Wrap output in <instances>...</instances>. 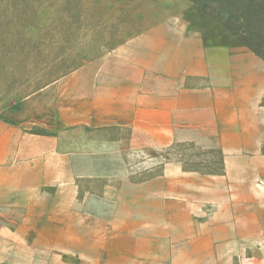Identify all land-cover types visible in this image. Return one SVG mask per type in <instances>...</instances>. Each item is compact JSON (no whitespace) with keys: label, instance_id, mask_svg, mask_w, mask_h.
<instances>
[{"label":"crops","instance_id":"0c3cea01","mask_svg":"<svg viewBox=\"0 0 264 264\" xmlns=\"http://www.w3.org/2000/svg\"><path fill=\"white\" fill-rule=\"evenodd\" d=\"M184 142L223 173L124 168ZM0 264H264V60L159 23L5 109Z\"/></svg>","mask_w":264,"mask_h":264},{"label":"rangeland","instance_id":"374dc122","mask_svg":"<svg viewBox=\"0 0 264 264\" xmlns=\"http://www.w3.org/2000/svg\"><path fill=\"white\" fill-rule=\"evenodd\" d=\"M252 1L253 9L247 7L250 0H0V116L159 23L199 33L212 46H242L264 60V7ZM92 135L83 130L81 139L110 141V132ZM123 156L134 180L157 175L175 162L203 174L224 171L217 148L189 142L132 148ZM82 186L84 191L91 184Z\"/></svg>","mask_w":264,"mask_h":264},{"label":"trees","instance_id":"16d2710c","mask_svg":"<svg viewBox=\"0 0 264 264\" xmlns=\"http://www.w3.org/2000/svg\"><path fill=\"white\" fill-rule=\"evenodd\" d=\"M261 6V8H263L264 7V0H260V4H259V7ZM249 9H253V7H255L254 6V4H253V1L252 0H250V2H249V4H248V6H247ZM36 9H34V11H35ZM140 14V12H139V10H138V12H136V14H135V16H138ZM142 32V31H141ZM140 33V32H139Z\"/></svg>","mask_w":264,"mask_h":264}]
</instances>
